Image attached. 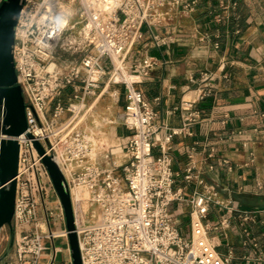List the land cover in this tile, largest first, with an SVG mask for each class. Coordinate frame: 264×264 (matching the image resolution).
<instances>
[{"label":"built area","instance_id":"built-area-1","mask_svg":"<svg viewBox=\"0 0 264 264\" xmlns=\"http://www.w3.org/2000/svg\"><path fill=\"white\" fill-rule=\"evenodd\" d=\"M174 5L189 11L196 1L22 0L13 59L27 128L17 138L10 264H41L44 252H48L44 264H54L62 251L55 246L57 239L66 241L68 264H72L64 212L35 142L54 158L65 178L82 264H231L234 250L220 254L208 233L229 229L234 214H238L242 246L255 249L257 260L264 264V253L249 226L257 214L264 215V209L238 210L209 185L188 200L174 190L171 144L175 136L186 134L185 126L168 129L159 138L157 114L134 88L129 54L143 40V28L161 25L167 19L162 9ZM153 65V61L144 64ZM215 79L214 73L202 72L193 81L194 96L176 111L188 112L193 104L210 98ZM110 85L124 88L126 104L119 121L131 134L126 161L102 169L95 158L102 154L107 159L115 147L108 146L104 133L96 136L80 125L88 110L86 100ZM64 114L69 117L61 120ZM185 118L197 120L194 112ZM1 123L0 115V140L4 138ZM116 170H121V176L114 174ZM192 170L193 166L187 169L186 181L191 180ZM79 190L88 197L77 198ZM48 191L57 197L54 207L47 205ZM182 201L191 208L189 237L181 234L171 213V205ZM211 207L225 211L214 223L208 220Z\"/></svg>","mask_w":264,"mask_h":264},{"label":"crops","instance_id":"crops-1","mask_svg":"<svg viewBox=\"0 0 264 264\" xmlns=\"http://www.w3.org/2000/svg\"><path fill=\"white\" fill-rule=\"evenodd\" d=\"M194 1L196 5L189 11L182 5L163 8L167 19L151 30L143 28V40L128 57L133 66L131 79L157 114L159 138L168 129L185 126L186 134L175 136L171 144L174 190H180L188 200L209 185L238 210H262L264 0ZM162 38L165 41L158 42ZM148 61L155 65L146 68ZM204 71L216 75L213 95L193 104L188 112L176 111L183 101L194 96L193 81ZM156 98H160L159 103ZM125 104L121 85H110L101 95L86 100L88 110L80 129L94 130L96 136L104 133L106 140L113 143L108 146L115 147L107 159L102 154L95 158L94 163L102 169L126 161L124 152L131 132L119 121ZM189 112L196 113V121L185 118ZM66 117L64 114L61 120ZM192 166V178L186 181L187 169ZM114 174L121 176V170ZM190 211L185 201L171 205L172 216L184 237L190 234ZM224 213L223 209L211 207L209 222L214 223ZM237 215L229 229L208 233L211 242L220 254L234 250L231 264H263L257 260L255 249L242 246ZM249 226L264 253V215L257 214Z\"/></svg>","mask_w":264,"mask_h":264},{"label":"water","instance_id":"water-1","mask_svg":"<svg viewBox=\"0 0 264 264\" xmlns=\"http://www.w3.org/2000/svg\"><path fill=\"white\" fill-rule=\"evenodd\" d=\"M21 9L22 0H4L0 6V115L1 134L4 137L0 140V231L4 227L9 231L8 244L0 256V264L9 257L14 244L15 179L20 149L17 138L27 128L24 99L13 59L14 30ZM34 147L43 157L42 162L64 212L72 264H82L72 201L65 178L54 158L46 155L42 145L35 142Z\"/></svg>","mask_w":264,"mask_h":264},{"label":"rangeland","instance_id":"rangeland-1","mask_svg":"<svg viewBox=\"0 0 264 264\" xmlns=\"http://www.w3.org/2000/svg\"><path fill=\"white\" fill-rule=\"evenodd\" d=\"M58 53L62 54L63 53V49H60ZM68 117H69V114H67L66 119ZM91 131L94 134L97 133L94 130H91ZM107 143H109V146H112V144H113L112 142H109L108 140H107ZM83 193H84L83 196L88 197L86 191H83ZM45 199H46L47 205L49 207H54V206L57 205V197L52 191H48V193H46ZM54 226H56V225L54 224ZM8 240H9V231H8L7 227H4L0 231V256L5 251V249L7 247V244H8ZM44 245L52 247L51 242H44ZM55 246L57 248L62 249V251L57 254L56 259L54 261V264H68V254H67V252L65 250L66 241L64 239H57L55 241ZM47 255H48V252H44L41 264H44V262L46 261ZM10 263H12V255L11 254L9 255V257L2 264H10Z\"/></svg>","mask_w":264,"mask_h":264},{"label":"bare ground","instance_id":"bare-ground-1","mask_svg":"<svg viewBox=\"0 0 264 264\" xmlns=\"http://www.w3.org/2000/svg\"><path fill=\"white\" fill-rule=\"evenodd\" d=\"M81 195H84V193H83V191H77L76 192V197L78 198V197H80Z\"/></svg>","mask_w":264,"mask_h":264}]
</instances>
